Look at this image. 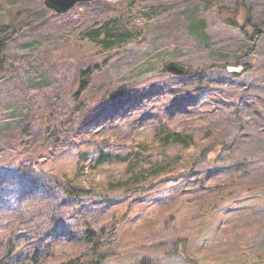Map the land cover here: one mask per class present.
Wrapping results in <instances>:
<instances>
[{"label": "rangeland", "instance_id": "1", "mask_svg": "<svg viewBox=\"0 0 264 264\" xmlns=\"http://www.w3.org/2000/svg\"><path fill=\"white\" fill-rule=\"evenodd\" d=\"M45 1L0 0V259L264 264V0ZM118 19L139 40L87 37ZM101 150L125 161L97 167Z\"/></svg>", "mask_w": 264, "mask_h": 264}, {"label": "trees", "instance_id": "2", "mask_svg": "<svg viewBox=\"0 0 264 264\" xmlns=\"http://www.w3.org/2000/svg\"><path fill=\"white\" fill-rule=\"evenodd\" d=\"M260 29H256V36L260 34ZM87 37L91 39L93 42L101 46L106 51H112L116 48H119L121 46L127 45L134 40L137 41L140 38V31L137 30V28L132 25V22L125 21L123 19H118L115 21H112L111 24H107L104 26V28H100L98 30H91L86 33ZM6 50V44L2 39H0V69H2L6 63L4 54ZM245 70L248 68V66H244ZM92 72L89 71H82L80 76V82L78 85V89L74 95V100L78 104V108H82V104H80V99L83 96V94L88 90L89 87V81L92 77ZM124 91H120L118 93L113 94V97L119 95V93H123ZM80 111V110H79ZM31 125L27 124L25 125L21 130V135L24 138L30 139L32 136L30 135ZM164 145H170L172 143H178L181 145H185L186 147L190 146L193 143V137L192 136H186L181 133H172L167 132L164 134V137L162 138ZM81 157H85L83 154ZM111 161H125L124 159L120 158V156L113 155L109 152L105 151H99L98 158L96 165L101 166L107 162ZM163 169V168H162ZM159 169L151 170L150 173L159 174ZM142 178H144V174L140 175ZM136 181L135 183H139L141 180L139 176L135 178H131L130 180H127L126 182L119 183L118 185L125 186L128 185L130 182ZM92 192L90 190H87L86 188L77 186V185H70V187L66 190V195L70 199H82L88 197ZM91 242H93V239L89 238ZM36 257H40L39 253H36L33 258L29 259L27 262H23L22 264H27L29 262H35ZM34 260V261H33ZM0 264H6L4 260L0 259ZM63 264H86L81 259L76 258L72 259L66 263Z\"/></svg>", "mask_w": 264, "mask_h": 264}, {"label": "water", "instance_id": "3", "mask_svg": "<svg viewBox=\"0 0 264 264\" xmlns=\"http://www.w3.org/2000/svg\"><path fill=\"white\" fill-rule=\"evenodd\" d=\"M94 0H46L45 4L48 8L59 14L67 13L80 3H88ZM228 72L235 76H240L244 73L243 66L228 67ZM167 71L178 77H188L191 73V68L178 62H170L167 65Z\"/></svg>", "mask_w": 264, "mask_h": 264}]
</instances>
